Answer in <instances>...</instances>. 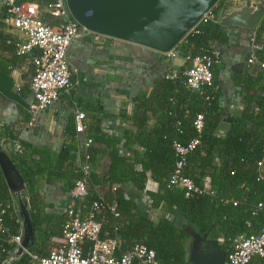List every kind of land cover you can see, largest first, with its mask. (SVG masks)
<instances>
[{"label":"trees","instance_id":"16d2710c","mask_svg":"<svg viewBox=\"0 0 264 264\" xmlns=\"http://www.w3.org/2000/svg\"><path fill=\"white\" fill-rule=\"evenodd\" d=\"M15 1L33 4L42 11L56 0ZM3 17L4 8L1 7L0 72L9 74L10 67L30 78L33 74L32 59L38 51L32 49L28 54L17 55L16 41L1 32ZM41 18L51 27L59 24L47 13L41 12ZM238 30L221 27L217 23H198L174 48L185 59L184 67H188L190 59L195 56L217 53L216 63L210 67L212 83L208 87L188 90L182 76L183 68L174 72L163 64L157 74L154 64L155 77L151 84L145 89L138 88L129 100L133 110L126 120L130 122L131 129L122 132V150L126 155L119 154L115 139L104 136L95 127L94 133L87 137L90 145L83 153L88 156L86 161L83 154L79 156L77 147L69 144L60 148L52 163L54 156L45 145L19 141L13 126L0 123V146L25 187L23 197L33 229V241L27 251L30 255L37 259L46 257L50 249L58 246L51 238H61L67 210L88 209L93 202L115 206V217L106 209L95 214L96 220H106L105 223L100 221L99 237L114 238L118 244L115 256L141 244L153 251L156 264H189L188 236L184 225L195 230L204 229L206 238L217 241L225 256L236 237L256 234L264 228V68L258 65L264 62V16L254 29L244 30L253 36L257 62H247V50L242 59L245 69L234 73L227 70L224 51L233 40L239 39ZM162 56L156 52L153 54L154 63L158 66L162 65ZM224 72L238 91L241 106L231 114L219 103L223 89L216 83ZM16 88L18 96L29 105L32 102L29 79ZM18 109L21 110L20 107ZM149 115L154 121L146 130ZM197 115H202L199 131L193 126ZM224 120L228 127L223 135H218L217 127ZM192 139H197L198 143L183 156L180 174L191 180L201 193L185 197L183 190L168 186V179L178 160L174 144L186 147ZM8 143L19 144L20 151L8 152L5 147ZM96 145L109 150L107 174L99 180H95L92 173L98 159ZM27 162H31L34 168L22 169L21 166ZM82 162L89 166V172L86 196L79 201L70 198L68 193L81 178ZM41 179L46 183L59 180L65 183L66 196L60 214L45 213L46 205L36 190ZM95 183L106 189L101 198L92 189ZM126 184L135 191H144L147 204L139 203L124 191ZM148 184L154 185L155 190H146ZM14 203L15 199L10 196L0 174V264L11 257L14 246L10 238L21 229ZM159 211L164 214L153 222V214ZM53 218L57 220L55 224H52ZM87 246H83L84 252ZM10 264H35V261L23 253ZM247 264H264V258L252 257Z\"/></svg>","mask_w":264,"mask_h":264},{"label":"crops","instance_id":"0c3cea01","mask_svg":"<svg viewBox=\"0 0 264 264\" xmlns=\"http://www.w3.org/2000/svg\"><path fill=\"white\" fill-rule=\"evenodd\" d=\"M1 32L9 35L16 42L22 39L16 31H7L2 28ZM238 34L239 39L233 40L224 51L225 62L228 63L227 70L234 73H239L245 69L242 59L247 50L249 51L247 39L252 36L251 33H246L244 29H239ZM154 52L98 35L86 34L78 37L70 43L66 50V62L69 68L73 70L71 89L67 92H60L56 102L32 115L28 110L16 104L20 107L21 110H19L18 107L8 104L0 97V123L13 126L19 141L36 146L45 145L54 156L52 163L55 162L54 158L63 145H75L80 151L79 156H81L88 148V146L85 147L87 137L94 133L95 127L104 136L115 139L119 154L126 155V152L122 150V132L131 129L130 122L126 120L131 117L133 110V106L129 102L131 96L135 94L138 88L145 89L151 84L155 77L153 73L154 64H156L157 74V71L162 70L163 64L170 66L174 72L186 68L184 67L185 59L178 54L172 58L162 54L160 62L162 65L158 66L157 63H154ZM8 69L10 71L8 75L13 78L15 87L28 81V76H22L19 70L10 67ZM216 85L223 89L219 103L228 114L241 107L238 91L229 83L227 72L221 75ZM75 111L84 113L82 120L84 129L81 133H72L74 131L72 128ZM149 117L150 122L146 126V130L154 121L150 115ZM227 127L225 120L222 121L217 127V134L223 135ZM14 144L8 143L5 146L8 152L13 151ZM96 147L98 148L96 150L98 159L92 167V173L95 180H99L107 174L109 150L103 145H96ZM28 167L33 169L34 165L27 162L21 166L22 169ZM64 184L61 180L51 183H46L43 179L38 181L36 190L46 205V214H60L66 196ZM92 189L98 198H101L106 192L105 187L96 185V183ZM125 190L139 203L147 204L144 191H135L129 184L124 185ZM146 190L153 191L155 186L148 184ZM10 196L13 197L11 194ZM14 207L17 214L16 200ZM162 214H164L163 211L154 213L152 221L156 222ZM100 221L106 222L103 218ZM56 222L57 220L53 218L52 224ZM21 231L20 229L19 233ZM51 241L58 244L56 237L51 238Z\"/></svg>","mask_w":264,"mask_h":264},{"label":"built area","instance_id":"2783aa9c","mask_svg":"<svg viewBox=\"0 0 264 264\" xmlns=\"http://www.w3.org/2000/svg\"><path fill=\"white\" fill-rule=\"evenodd\" d=\"M243 0H217L200 17L198 23H217L223 9L235 6ZM4 8V17L1 20L3 29L16 31L22 37L15 42L17 55L28 54L36 49L38 54L32 59L33 74L29 78V91L32 102L28 105V112L32 115L56 102L60 92H67L72 86V73L66 62V50L70 43L81 36L90 34L80 28L68 15L64 0H56L42 11L29 3H17L15 0H0ZM41 12L47 13L58 21V25L51 27L45 24L41 18ZM197 23V24H198ZM256 44L253 36L249 39V64L257 62L254 51ZM169 58L175 57L177 52L172 49L165 53ZM217 53L210 52L190 59V64L182 73L184 84L188 90L196 91L201 87H208L212 83L210 67L216 63ZM264 68V62L258 63ZM17 90V88H15ZM84 113L75 111L73 115V129L75 133H81L84 129L82 120ZM202 115H197L193 126L196 131L201 128ZM197 139H192L186 147L174 144V151L178 157L174 169L168 179V186L184 191V196L198 195L201 190L193 185L191 180L180 174L184 162L183 156L195 145ZM90 141L85 142V147ZM13 151L19 152L20 146L15 143ZM88 156L83 155L84 161ZM260 166V163H258ZM81 178L70 189V198L81 201L86 196L87 176L89 166L82 162L80 166ZM108 210L113 217L117 216L114 204L104 206L102 203L93 202L88 209L78 207L67 210V219L62 226V236L58 239V246L49 250L48 255L37 259L29 255L35 264H156L154 253L144 245L136 244L129 251L115 256L118 244L114 238H100L101 222L95 219V214L100 210ZM2 213V211H0ZM21 242V233L10 238L16 250ZM87 244L84 252L83 246ZM264 258V228L258 233L249 236H238L233 240L230 252L225 256L224 264H247L252 257ZM17 257H9L8 261L1 264H10Z\"/></svg>","mask_w":264,"mask_h":264},{"label":"water","instance_id":"95a60500","mask_svg":"<svg viewBox=\"0 0 264 264\" xmlns=\"http://www.w3.org/2000/svg\"><path fill=\"white\" fill-rule=\"evenodd\" d=\"M217 0H64L69 17L90 34L143 47L161 54L174 49ZM264 16V0H243L226 6L217 24L221 27L254 29ZM13 78L0 72V96L27 110L18 96ZM0 174L17 203L21 242L12 253L28 251L33 229L23 197L25 187L15 166L0 146ZM188 236L189 264H224L225 254L215 240H208L204 229L184 226Z\"/></svg>","mask_w":264,"mask_h":264}]
</instances>
